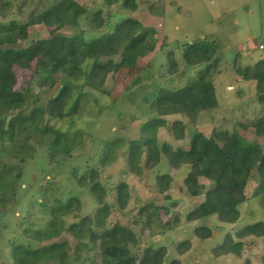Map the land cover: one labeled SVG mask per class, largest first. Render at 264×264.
<instances>
[{"label":"trees","instance_id":"obj_1","mask_svg":"<svg viewBox=\"0 0 264 264\" xmlns=\"http://www.w3.org/2000/svg\"><path fill=\"white\" fill-rule=\"evenodd\" d=\"M102 1L111 5L115 0ZM23 3L18 5V10H21ZM123 3L125 7L136 8L134 0H124ZM14 5L12 0H0V203L5 202L6 195L14 193V184L21 176V163L33 152L30 140L47 148L50 160L71 151L77 133L72 135L62 130L57 122L73 116L76 109L73 102L75 91L83 86L100 90L108 73H113L118 80L155 45L152 30L144 28L133 17L108 19L112 31L107 36L88 37L82 29L71 35L59 32L64 25L77 28L79 19L86 15L87 6L78 0H46V4L42 3L30 11L24 21L7 16ZM89 22L93 27H102L105 20L101 10L92 13ZM37 24L47 26L49 35L32 40L27 45H19L27 40L28 28ZM121 41H125L122 46ZM185 45L181 47L186 66L193 68L204 62L208 64L181 88H158L145 98L144 103L153 116H150L143 129L153 138L146 140L143 145L133 143L127 165L130 172L137 175L159 163L173 169H178L182 164L189 165L190 171L184 179L188 191L199 193L205 189L203 185L194 184L193 181L198 177L207 179L210 186L204 191L202 201L187 212L186 220L191 222L216 215L220 222L232 224L239 219L240 205L248 199L246 187L250 179L257 181L252 197L264 195V145L248 142L235 131L222 144L214 137L203 134L193 135L187 147H173L167 143L159 147L155 139L157 128L168 123L166 116L179 114L195 121L199 112L218 105L215 87L210 79L211 73L219 65L218 43L213 38H202ZM117 54L120 57L115 60L113 57ZM166 58L167 72L172 74L177 70L172 50L167 52ZM19 70H28L31 78L36 79L40 86L54 88L45 104H37L38 97L33 95L30 87L16 88ZM236 72L245 80H255L257 100L264 105L263 61L259 60L242 69L236 67ZM140 75L130 83H139ZM78 80L81 82L75 83ZM252 125L256 134L264 135V117ZM169 128L176 140L185 139L183 119H175ZM118 140L106 139L103 142L99 167L106 166L114 156L116 147L123 145V141L119 143ZM142 154L144 162L140 166L137 162ZM3 157H13L17 161L6 162ZM76 172L74 170L73 174ZM156 181L158 191L163 193L169 187L171 176L167 172L159 174ZM77 182L87 187L97 202L94 213L65 226L63 217L80 208L79 200L73 196L56 202L49 211L50 218L44 227L24 230L33 242L12 246L13 264H69L70 251L82 258H78L80 264H87L88 260L91 264H164L168 254L166 246H155L152 241L143 245L142 232L139 234L132 227L117 222L111 225L107 223L114 207L118 210L125 208L128 201L126 182L119 181L113 188V203L105 199L107 189L101 181L99 169L90 168L78 176ZM165 198L169 199L168 196ZM160 209L167 214L165 206L154 203L139 208L135 223L141 225V231L151 230L153 219L156 220V226L163 230L174 226L172 220H162ZM63 230L80 241L72 250L67 239L58 238ZM192 233L201 241L212 236L211 229L205 225L195 227ZM249 236L262 239L260 260L264 264V220L245 223L234 234L227 233L213 249L214 255L232 253L239 256L242 239ZM190 247L191 241L187 239L178 242L176 250L181 255ZM166 264L183 263L180 258L174 257Z\"/></svg>","mask_w":264,"mask_h":264},{"label":"rangeland","instance_id":"obj_2","mask_svg":"<svg viewBox=\"0 0 264 264\" xmlns=\"http://www.w3.org/2000/svg\"><path fill=\"white\" fill-rule=\"evenodd\" d=\"M12 1L15 5L9 9L7 16L18 21H24L36 6L46 4V0H24L25 3L23 0ZM78 1L87 6L86 15L79 19L77 28L64 25L59 32L71 35L82 29L88 37L107 36L112 31L108 19L133 17L144 28L152 30L154 49L139 58L136 66L122 74L119 81L113 73H108L100 90L83 86L75 91L73 102L76 109L73 116L57 122L62 130L72 135L77 133L69 153L56 155L50 160L47 148L29 141L33 152L21 163V176L14 184V193L6 195L5 202L0 203V264H13L11 250L14 244L33 242L24 230L44 227L50 218L49 211L56 202L73 196L79 200L80 208L63 217L65 226L94 213L97 202L88 188L77 182L78 176L90 168L99 169L101 181L107 189L105 199L108 203L114 201L112 190L116 184L119 181L127 183L128 201L125 208L118 210L114 207L108 217V225L117 222L132 227L139 234L142 232L143 245L152 241L155 246H166L168 254L164 264L174 257L180 258L183 264H262V239L253 236L242 239L239 256L232 253L216 256L213 253L227 233L234 234L245 223L264 220V195L252 197L256 180L250 179L248 182V199L240 205V216L235 223L220 222L216 215L188 222L187 212L202 201L204 191L210 186L209 181L203 177L196 178L194 184L203 185L205 189L200 191L197 187L199 193H190L184 184L190 171L189 165L182 164L178 169H173L159 163L137 175L130 172L127 158L134 142L143 145L146 140L153 138L143 129L150 116H153L144 103L145 98L158 88H181L208 64L204 62L193 68L188 67L182 54L183 44L202 38H213L218 43L219 65L210 75L218 105L199 112L195 121L179 114L166 116L167 125L158 127L155 136L159 147L162 143L187 147L190 138L197 134L214 137L222 144L234 131L248 142L264 145V135L256 134L252 125L264 117V105L257 100L255 80H245L236 72V67L242 69L253 65L264 54V50L258 48L259 44L264 45V0H134V10L125 7L124 0H115L111 5L102 0ZM21 3V10H18ZM97 10H101L105 20L100 28L93 27L89 22L91 14ZM28 32L27 40L19 45L24 46L32 40L47 37L49 28L37 24L30 26ZM124 44L125 41H121V46ZM169 50L173 51L177 62V70L172 74L167 72L166 54ZM119 57L117 54L113 58L118 60ZM139 74L140 82L131 84ZM25 87H30L33 95L38 97L37 104H45L54 91V88L40 86L36 79L31 78L28 70H19L16 88ZM180 118L185 122L184 140H176L169 128L171 122ZM106 139H120L123 145L116 147L114 156L106 166L99 167V155ZM143 155L137 162L140 166L144 162ZM3 158L6 162L17 161L13 157ZM74 170H77L75 175ZM166 172L171 176V181L168 189L160 193L156 176ZM147 203L165 206L168 210L166 215L162 209L159 210L163 213L162 220H172L174 226L163 230L156 226V220L153 219V228L141 231V225L135 223L137 212ZM201 225L209 227L212 233L210 238L203 241L192 233L195 227ZM58 238L67 239L71 250L80 242L64 230ZM187 239L191 241V247L179 255L176 245ZM70 252L69 264H80L79 259L82 258L78 257V253ZM86 263L91 264L90 260Z\"/></svg>","mask_w":264,"mask_h":264},{"label":"built area","instance_id":"obj_3","mask_svg":"<svg viewBox=\"0 0 264 264\" xmlns=\"http://www.w3.org/2000/svg\"><path fill=\"white\" fill-rule=\"evenodd\" d=\"M258 48L260 50H264V45L263 44H259L258 45ZM259 60H262L263 61V66H264V54L261 55L260 59Z\"/></svg>","mask_w":264,"mask_h":264}]
</instances>
